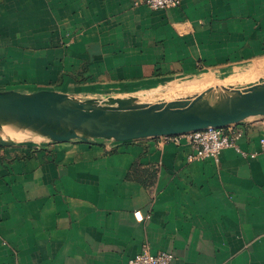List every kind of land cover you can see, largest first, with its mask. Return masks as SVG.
Instances as JSON below:
<instances>
[{
    "label": "crops",
    "instance_id": "crops-1",
    "mask_svg": "<svg viewBox=\"0 0 264 264\" xmlns=\"http://www.w3.org/2000/svg\"><path fill=\"white\" fill-rule=\"evenodd\" d=\"M262 58L264 0H0V90L192 93L255 81ZM240 126L248 155L218 161L192 159L186 135L0 143V264H128L144 247L264 264V116Z\"/></svg>",
    "mask_w": 264,
    "mask_h": 264
},
{
    "label": "water",
    "instance_id": "water-1",
    "mask_svg": "<svg viewBox=\"0 0 264 264\" xmlns=\"http://www.w3.org/2000/svg\"><path fill=\"white\" fill-rule=\"evenodd\" d=\"M264 116V77L209 86L171 100L138 96L84 98L53 89L0 90V130L10 127L52 142L95 139L117 142L183 135L210 126ZM18 141L0 135V143Z\"/></svg>",
    "mask_w": 264,
    "mask_h": 264
},
{
    "label": "built area",
    "instance_id": "built-area-1",
    "mask_svg": "<svg viewBox=\"0 0 264 264\" xmlns=\"http://www.w3.org/2000/svg\"><path fill=\"white\" fill-rule=\"evenodd\" d=\"M183 0H145L147 6L153 10L167 9L179 6ZM243 128L239 124H230L223 127L210 126L205 129L193 131L187 134L190 144L193 149L191 155L192 159H214L219 160L220 155L224 149L234 148L236 151L243 155H248L241 149L239 140L243 136ZM182 135L162 136L160 144H164L171 140H177ZM103 140V139H102ZM110 142L113 140H103ZM116 142V141H114ZM264 146V139H261ZM256 153H251L250 156H255ZM134 215L138 221L144 220L142 212L136 211ZM174 254L169 251H161L156 254L150 251V248L144 247L138 254L132 257L128 264H172Z\"/></svg>",
    "mask_w": 264,
    "mask_h": 264
},
{
    "label": "rangeland",
    "instance_id": "rangeland-1",
    "mask_svg": "<svg viewBox=\"0 0 264 264\" xmlns=\"http://www.w3.org/2000/svg\"><path fill=\"white\" fill-rule=\"evenodd\" d=\"M256 62H260V63L264 62V58H262L260 60H256V61L252 62L251 64L247 65L246 69L249 68L253 63H256ZM261 69H263V70L254 73L255 75L249 76V78L258 79L260 77H264V66H262ZM185 80L186 79L174 80L173 82H169V83L164 84V86H162V87H160L158 89L148 90V91H145V92H137V93L134 92V93L129 94V95L138 96L140 101H142V102H154V101H156L158 99L171 100V99H173V98H175L177 96L189 94V92H181V91L172 92V89H171L172 86L175 87V86H178L180 84L185 83L186 82ZM215 83H216V81H215ZM8 90H10V89H8ZM15 90L23 91V90H19V88H15ZM199 90H201V89H199ZM120 96H123V95H120ZM126 96H128V95H126ZM5 128H9L10 131H11L10 134L13 135L14 137H16L15 140H18V141H30V140L39 141V140L44 139L42 137L41 138H34V136L30 137L29 133H22L21 131L14 130V129L10 128V127H5ZM1 131L2 130H0V135L2 133ZM36 137H38V136H36ZM4 138L8 139L7 136L4 137Z\"/></svg>",
    "mask_w": 264,
    "mask_h": 264
},
{
    "label": "bare ground",
    "instance_id": "bare-ground-1",
    "mask_svg": "<svg viewBox=\"0 0 264 264\" xmlns=\"http://www.w3.org/2000/svg\"><path fill=\"white\" fill-rule=\"evenodd\" d=\"M22 133H29V132H27V131H21ZM11 133V131H10V129L9 128H3V132L1 133V135L3 136V137H9V138H12V139H16V137H14L13 135H11L10 134ZM30 134V133H29Z\"/></svg>",
    "mask_w": 264,
    "mask_h": 264
}]
</instances>
